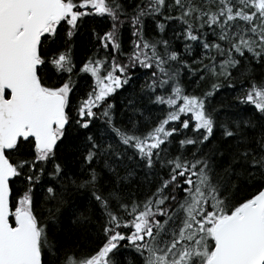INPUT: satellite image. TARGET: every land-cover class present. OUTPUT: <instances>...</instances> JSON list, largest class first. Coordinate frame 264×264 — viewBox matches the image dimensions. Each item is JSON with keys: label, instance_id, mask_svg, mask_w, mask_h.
<instances>
[{"label": "snow or ice", "instance_id": "obj_1", "mask_svg": "<svg viewBox=\"0 0 264 264\" xmlns=\"http://www.w3.org/2000/svg\"><path fill=\"white\" fill-rule=\"evenodd\" d=\"M0 264H264V0H0Z\"/></svg>", "mask_w": 264, "mask_h": 264}, {"label": "trees", "instance_id": "obj_2", "mask_svg": "<svg viewBox=\"0 0 264 264\" xmlns=\"http://www.w3.org/2000/svg\"><path fill=\"white\" fill-rule=\"evenodd\" d=\"M99 19V18H97ZM101 27H103V23H101ZM151 28V24H149V29ZM169 34H170V30H169ZM124 35L125 37L128 36V31L127 29H125L124 31ZM76 46L74 49V57L75 60L77 62H79L81 59H83L84 57H86V55L88 54V51L91 48V45L89 44V36L87 34V32H83V34L78 35L77 39H76ZM176 48L183 53V47L181 45V43L179 41L176 42ZM195 51L198 53L199 49H195ZM137 77L139 78V80H143L144 76L141 70L137 69ZM198 79V78H197ZM81 87H83L86 83H88V81L86 80H82L81 82ZM211 83V81L209 80H204L201 81L198 85H196V91L199 90H207V88L209 87V84ZM137 87H139V84H136ZM189 91H192V89L190 88ZM128 91L127 90H117V93L113 94L114 95V99H115V103L120 106L121 102L124 101V98L128 95ZM224 93L222 92L221 95H223ZM147 117V113L145 114ZM152 115L153 116H159L160 115V110L159 107L157 108H153L152 109ZM47 179V178H46ZM135 179V178H133ZM19 187V185H14V195H15V189ZM133 191H137V189L133 188ZM80 243L84 245L85 248L93 246L95 244V237L93 236L92 238H81Z\"/></svg>", "mask_w": 264, "mask_h": 264}]
</instances>
